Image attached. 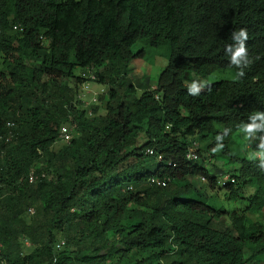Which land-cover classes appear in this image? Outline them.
I'll use <instances>...</instances> for the list:
<instances>
[{
    "label": "trees",
    "instance_id": "obj_1",
    "mask_svg": "<svg viewBox=\"0 0 264 264\" xmlns=\"http://www.w3.org/2000/svg\"><path fill=\"white\" fill-rule=\"evenodd\" d=\"M241 28L252 63L237 80L226 48ZM139 41L167 50L153 88L129 78ZM0 57V135L15 124L11 142L0 138V264L261 262L264 225L246 212L264 209V170L233 137L264 112V0H0ZM77 68L107 87L106 114L94 107L86 118L72 90L54 82L84 80ZM215 73L229 78L205 81ZM199 78L205 87L189 94ZM64 124L78 136L57 155L50 148ZM224 128L232 132L213 152ZM219 157L257 190L227 226L218 222L227 211L207 203Z\"/></svg>",
    "mask_w": 264,
    "mask_h": 264
},
{
    "label": "rangeland",
    "instance_id": "obj_2",
    "mask_svg": "<svg viewBox=\"0 0 264 264\" xmlns=\"http://www.w3.org/2000/svg\"><path fill=\"white\" fill-rule=\"evenodd\" d=\"M132 51L134 53H137L138 51L141 52V55L138 57H135L129 66V78L133 81V83L139 87H148V88H153L155 86V83L158 81L160 74L162 73V69L167 63V50L165 47H151L147 45L143 41L137 42L135 45H132L131 47ZM0 69H1V63H0ZM90 70L87 71L82 68H77L75 70V74L83 76L84 80L78 81L75 78H66V77H61L55 79L54 82H57L60 87L66 86L72 90L71 94V103L72 105L79 111L85 110L86 113V118L93 117L96 113L94 112L93 108L98 107L99 109L97 110L96 115H104L107 112L106 109V101H107V87L103 84L97 83L95 81H91L89 79V74ZM228 77L229 75H221V74H213L209 76L208 78L205 79L206 82H214L219 80L222 77ZM44 80L51 81L52 78L45 76ZM84 82L87 85H84ZM197 83L204 82V79H197ZM193 83V82H191ZM190 83V84H191ZM141 93V89H137L136 94L139 95ZM49 104L52 103V100L47 97ZM12 105L11 103H9ZM65 126L68 129V134L63 136L62 134L60 135L59 133V140L56 141V143L53 144V146L50 148L51 152L59 153L62 152V149L65 148V146L71 144L70 140L74 137H77L78 135L74 134V128L72 126H69L67 124L62 125L61 127ZM60 127V129H61ZM235 136L233 137V140H235L236 144L239 146L243 145L244 143H247V140H245L244 136L237 131V133L234 134ZM238 135V136H237ZM237 136V137H236ZM254 144L253 141H249V145L247 147H252ZM239 146L237 148H239ZM236 148V149H237ZM7 149H5L6 151ZM243 151V149H240ZM251 151V150H250ZM249 151V152H250ZM244 152V151H243ZM5 153L3 152L1 157L2 159L5 158ZM248 155V154H247ZM228 158V157H227ZM223 159V157H222ZM40 161V160H39ZM37 161L35 166L37 168H41L40 162ZM213 162L217 163V160L215 159L212 160ZM222 162V160H220ZM228 161V160H227ZM2 164V161H1ZM234 165V164H233ZM227 167V166H224ZM43 168L40 170L41 173L38 174V176H46V179L48 181H51L52 178L54 177V174L52 173V170L47 171H42ZM202 185V184H201ZM255 190V186L251 184L250 188L246 190L243 194L247 196L250 193H253ZM7 190L4 189V192H2L1 197L6 195ZM207 203L211 204L212 206L219 208L223 207L225 209H228L230 212L232 210L236 209H243L246 202L243 200H238V201H231L229 199L224 198V193L225 190H208L207 189ZM33 209V207H31ZM29 212H31V209H28ZM227 212L229 215H231L230 212ZM1 215H7V212L0 210ZM229 215H223L218 222L223 224L224 226H227L230 224V219ZM251 219L254 221L261 220L263 215L261 214H250ZM59 243L61 242V235L58 236ZM26 242V241H25ZM28 244V241L26 242ZM30 248H26L23 250L24 253H28ZM259 264H264V257L259 262Z\"/></svg>",
    "mask_w": 264,
    "mask_h": 264
},
{
    "label": "clouds",
    "instance_id": "obj_3",
    "mask_svg": "<svg viewBox=\"0 0 264 264\" xmlns=\"http://www.w3.org/2000/svg\"><path fill=\"white\" fill-rule=\"evenodd\" d=\"M19 29H20L19 25H14L11 33H14ZM44 39L45 38H43V40ZM232 39H234L236 43L234 45H232V44L228 45L226 50L228 53H231V55H230V67H234L235 69H238V71H236L234 73V79L238 80V79L245 76V71H244L245 68L249 67L250 64L252 63V60L249 58L248 49L246 47V41L249 39V35H248L247 30L244 28H241L238 31H234L232 33ZM1 62L2 61H1V57H0V63ZM1 69H2V64H1ZM91 74H94V73L90 72L89 79H96V76H95V78H92ZM84 85H87V84L84 82ZM204 87H205V85L203 83L193 82L188 89L189 94L199 95V93L201 92V89ZM248 119L251 121L250 123L246 122V123H241L238 125L239 132H241L243 134L245 140H247V143H244L243 145L240 146V149H243V151H244V152L241 151L242 152L241 155H244V157H247L250 161H258L259 169L264 170V136L258 135V133L264 131V112L255 111L254 114L249 115ZM257 121H259V122H257ZM5 126L7 128V133L5 135H0V138L3 137L6 142H9V141L11 142V140L14 138V133H13L12 129L15 127V124H14V122L6 121ZM231 132H232L231 128H224L223 131L216 136V138H215L216 139V147H214L212 149L213 152H218L225 147L223 141ZM249 141H253L254 144H256L259 141L257 148L256 149L254 148V144L252 145V147H251V145H250V147H247V145H249ZM194 145L195 146L190 149V153H189L188 157L196 160L198 157V154L196 153L197 149L195 150L197 143L196 144L194 143ZM221 158L222 157H219L217 159V163H216L217 166L220 168V171L217 172L218 183H217V187L214 190H220V191L222 189L225 190V193L223 194L224 198L229 199L228 195L231 193L229 187L238 189L239 187L243 186L244 182L239 178V176H237L238 175L237 171L234 173H233V171L232 172L229 171L227 163L225 162V160H227V158L226 157H223V159H221ZM220 160H222V162ZM224 166H227V167H224ZM236 166H233V169L237 168ZM219 168H218V170H219ZM218 170H216V171H218ZM201 179L203 182H206V180H207L205 177H201ZM169 181H170V179H169ZM250 186L251 185H247V186L242 187L240 189V192H239V195L241 196L240 198L235 199V200L229 199L231 201L243 200L246 202L243 209H236V211L244 210V212H245V209L249 204V199H251L252 197H254L256 195V192H257L256 187H255V190L253 193H250L247 196H245L243 194L246 190H248L250 188ZM219 208L224 209L227 212L229 211L228 209H225L223 207H219ZM232 211H234V210H232ZM246 213L248 214V216L250 218H251L250 214H254V212L251 210H248ZM263 213H264V209L259 211V212H255V214H260V215L261 214L263 215ZM225 215H229V214L226 213ZM261 218L262 219L258 220V221L257 220L254 221L252 219L251 220L264 225V215Z\"/></svg>",
    "mask_w": 264,
    "mask_h": 264
},
{
    "label": "built area",
    "instance_id": "obj_4",
    "mask_svg": "<svg viewBox=\"0 0 264 264\" xmlns=\"http://www.w3.org/2000/svg\"><path fill=\"white\" fill-rule=\"evenodd\" d=\"M91 77L92 78H95V75L94 74H91ZM61 134L63 136H65V135L68 134V129L65 126L61 127V129H60V135ZM33 178H34V174H33L32 171H30L29 172V175H28V179L32 182L34 180ZM151 182H153L155 184H158L159 187H164V186H166L168 184L167 181H165V180L164 181L163 180L161 181V180L158 179V177H151ZM62 244H63V241H61L60 243H57L56 244V247L57 248H60L62 246Z\"/></svg>",
    "mask_w": 264,
    "mask_h": 264
}]
</instances>
